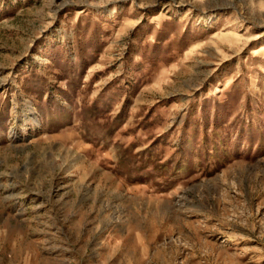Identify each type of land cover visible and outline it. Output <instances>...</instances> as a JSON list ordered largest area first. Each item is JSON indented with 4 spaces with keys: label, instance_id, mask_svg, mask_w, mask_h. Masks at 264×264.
I'll use <instances>...</instances> for the list:
<instances>
[{
    "label": "rangeland",
    "instance_id": "rangeland-1",
    "mask_svg": "<svg viewBox=\"0 0 264 264\" xmlns=\"http://www.w3.org/2000/svg\"><path fill=\"white\" fill-rule=\"evenodd\" d=\"M0 264H264V0H0Z\"/></svg>",
    "mask_w": 264,
    "mask_h": 264
}]
</instances>
